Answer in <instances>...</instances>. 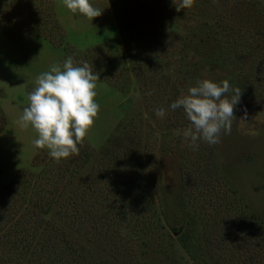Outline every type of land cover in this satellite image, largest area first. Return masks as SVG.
I'll return each mask as SVG.
<instances>
[{
  "label": "rangeland",
  "instance_id": "1",
  "mask_svg": "<svg viewBox=\"0 0 264 264\" xmlns=\"http://www.w3.org/2000/svg\"><path fill=\"white\" fill-rule=\"evenodd\" d=\"M90 3L103 10L93 21L73 14L63 0L40 3L60 25L50 35L31 29L10 36L0 27V264H61L50 258L60 246L72 264H264V0H195L180 12L173 0ZM69 56L99 73L101 111L84 140L93 151L85 167L61 192L38 191L41 205L53 196L42 211L38 192L30 195L32 204L25 192L32 189L9 188L21 170L38 171L50 156L34 146L38 133L31 125L24 129L17 121L35 78ZM203 79L227 80L240 88L241 100L231 134L192 149L183 136L190 121L170 105ZM157 108L166 110L164 118L155 115ZM114 136L123 162L104 155ZM130 161L131 181L123 173L117 181H127L120 190L129 207L86 191L97 167L104 181L115 176L111 166L115 172ZM84 194L93 213L111 214L116 243L99 234L92 215L79 226L66 220L65 206ZM9 213L23 223L11 225ZM28 221L39 223V232L26 235L28 243L15 241L14 228ZM43 225L50 230L35 245Z\"/></svg>",
  "mask_w": 264,
  "mask_h": 264
},
{
  "label": "clouds",
  "instance_id": "2",
  "mask_svg": "<svg viewBox=\"0 0 264 264\" xmlns=\"http://www.w3.org/2000/svg\"><path fill=\"white\" fill-rule=\"evenodd\" d=\"M176 11L191 9L195 0H173ZM63 4L75 15L93 21L103 13L90 0H63ZM99 73H94L86 61H76L69 56L62 64H52L50 70L35 78L36 87L28 95L25 107L17 123L27 129L29 125L38 133L33 144L47 149L57 163L71 156H79L85 137L93 128L100 105L96 102ZM151 94V93H149ZM241 90L227 80L220 83L209 79L197 81L187 94H181L171 105V110L182 108L190 121L183 136L189 147L198 148V141L209 145L221 142V135L231 134L236 119L235 107L240 103ZM155 115L164 118L166 110L157 108Z\"/></svg>",
  "mask_w": 264,
  "mask_h": 264
},
{
  "label": "trees",
  "instance_id": "3",
  "mask_svg": "<svg viewBox=\"0 0 264 264\" xmlns=\"http://www.w3.org/2000/svg\"><path fill=\"white\" fill-rule=\"evenodd\" d=\"M45 1V0H44ZM43 0L38 1V0H0V27L4 30V32L7 35L10 36H16V35H24V34H29L32 33L31 29L35 32V34H42L44 36L50 35L52 33V29L59 30L60 25L57 20V18L54 16V12L51 9H48L50 6V3L48 4L47 10L40 11L39 10V4L44 2ZM20 6V7H19ZM124 21V20H123ZM125 22V21H124ZM123 23V22H122ZM124 28L129 27L127 24L123 23ZM129 33V31L127 32ZM125 34V33H124ZM131 35V32H130ZM52 37V35H51ZM147 78V76H144V79ZM118 138L117 136L112 137L110 141V145L106 147L103 152L104 155L109 156L111 153L117 157V159L120 157V152L117 150V147L115 144H117ZM80 148V154L79 156H71L68 159H62L61 162L57 163L54 158L52 157H47L44 158L45 160L44 165L42 168L38 171H32V170H21L20 173L18 174L16 180L9 186L10 189H15L17 186H21L24 188H29L32 189L30 191L25 190L27 192V197L31 201L34 200V198H31L30 195L33 192H41L42 190L47 191L50 194H55L56 190L59 189L58 192H61L65 186H69V184L72 181L73 175L75 172H78V168L80 167H85L89 157L92 155V148L84 141L82 145H78ZM117 150V151H116ZM123 154H126V152L122 151ZM119 160V159H118ZM126 160V159H125ZM124 161V160H123ZM119 160V162H123ZM49 162L51 164V167H46L45 163ZM135 162L130 161L128 162V165H123L117 167V170L114 172L110 168L109 172L111 173V176L115 174L114 177H106L104 178V181L107 182L108 184L111 183L112 185L115 183L117 186V190H109L105 186L101 184V172L97 173L96 171H100L103 168L102 167H97L95 174L92 175V181L91 183L96 184L99 186L97 183L94 182V180L97 178L98 181L100 182L99 188L94 186L93 184L89 183L87 185V190L84 189L83 191H88L89 193H92V195H96L98 193H101L102 195H105L107 198L114 197L115 200H113L114 203H122L126 202L124 205L125 208L127 206H130V200H127L125 197V191H121L120 188L128 187L127 181L123 182L122 185H118L117 181L120 179L121 174L123 173L124 176L128 175L130 178V181L132 179L131 174H128L129 170H132L134 168ZM48 173H51V175H47ZM117 172V173H116ZM120 174V176H119ZM102 181V182H104ZM55 188L51 190V188ZM101 189V192L99 191ZM37 193L36 201H38V197H41V193ZM113 194V195H109ZM25 197V196H24ZM53 197V196H52ZM51 198L49 199H44L43 205L42 202L38 204V210L43 209L42 211H47L46 208H44V205L50 204ZM126 198V200H125ZM92 199V198H91ZM50 200V202H49ZM112 201V200H109ZM92 200L87 195H82L80 198V202L76 204L74 201L70 204V206H65V209H68L67 212V218L66 220L73 221L75 222L76 220L77 223L76 225H82L85 223V217L83 218L84 215H92L90 216L91 222L95 223V225L99 229V234L101 236H104V238H107V240H110V244L116 243V241H112L111 237L114 235L115 228L113 227L114 223L111 220L110 213H101L96 215L93 213V210L90 208ZM33 204V203H32ZM35 207V206H34ZM33 211L36 212V210L33 209ZM128 211V210H127ZM80 218V219H78ZM89 219V218H88ZM15 220V221H14ZM7 221L11 223V225H19L23 223L21 220H16L12 219V217L9 216L7 217ZM14 221V222H13ZM29 223L28 225H23L20 226L19 228L16 227L17 229L14 228L16 231L15 235V241L18 242H23L26 241V235H37L39 232L38 227L39 223H30L29 221L26 222ZM46 226L43 225L42 232L40 235L37 236L35 240V245L40 244L41 242L44 243L43 241V236H44V229ZM47 229V228H46ZM47 230H50L48 228ZM49 234V232H46ZM61 233L65 234L63 230L61 229ZM22 234V235H20ZM66 236L64 237L63 240H66ZM27 243L30 241H26ZM114 242V243H113ZM41 249H37V253L42 255L40 252ZM64 249L62 246H60V252L56 256H51L50 258H59L60 263L63 264L66 261L67 264H72V255L69 253H64ZM40 252V253H39ZM36 253V252H35ZM36 253V254H37ZM49 258V257H48ZM49 258V259H50ZM48 259V260H49ZM38 259H35L37 261ZM32 264H42L40 261H37L36 263Z\"/></svg>",
  "mask_w": 264,
  "mask_h": 264
}]
</instances>
